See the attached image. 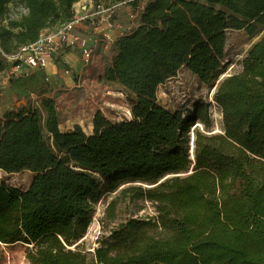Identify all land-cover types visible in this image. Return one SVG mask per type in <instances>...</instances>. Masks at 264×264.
<instances>
[{
	"label": "trees",
	"instance_id": "obj_1",
	"mask_svg": "<svg viewBox=\"0 0 264 264\" xmlns=\"http://www.w3.org/2000/svg\"><path fill=\"white\" fill-rule=\"evenodd\" d=\"M81 1L0 0L2 50L36 42ZM13 6L27 12L13 17ZM233 31L257 41L242 69L222 79ZM263 32L264 0H148L139 25L115 40L102 76L122 89L130 120L112 123L98 111L91 134L62 131L49 97L6 112L0 243L25 245L29 264H264ZM183 68L214 89L220 132L208 133V101L176 111L159 103V87ZM24 171L35 175L25 191L2 180ZM120 188L153 203L156 217L133 219L83 251L77 243L99 203Z\"/></svg>",
	"mask_w": 264,
	"mask_h": 264
},
{
	"label": "rangeland",
	"instance_id": "obj_2",
	"mask_svg": "<svg viewBox=\"0 0 264 264\" xmlns=\"http://www.w3.org/2000/svg\"><path fill=\"white\" fill-rule=\"evenodd\" d=\"M147 2L148 0H140L137 7L133 4L124 6L118 13V20H120L121 25L124 27L130 25L128 19L130 11L138 7H145ZM11 11L13 17L18 16L22 12L17 6H13ZM138 25V21L134 22L132 31ZM127 32L130 33L131 31ZM84 35L86 36V34ZM256 41L257 38H251L245 31L228 33L226 62L229 64V69L227 75H232L242 69V61ZM105 51L109 55V52H112V47ZM3 61L6 70L13 67L10 61L6 59ZM90 67L91 65L88 69ZM28 78L31 80H28ZM71 78L75 81V86L70 81V85H72L69 86V91L64 92L66 94L65 104L67 112L72 120L70 127H73L75 123H79L87 134H91L93 132V117L98 111H101L112 123H120L132 118L130 107L122 89L116 84H108L103 81L101 72L91 70L88 76H85V73H81ZM41 79H32V76H30L11 80L5 72L0 75V121L3 120L4 115L8 111H16L17 108L28 103H32L34 106L40 104L43 99L41 95L45 94L43 89L45 87L49 89V85L45 83L43 76ZM214 93V89L211 90L202 84L195 75L183 68L176 78L159 87L158 99L163 107L172 111L192 110L194 102L198 100L210 102L209 115L213 122V127L210 130L211 133H208L212 134L220 132L222 121L221 110L213 101ZM61 114L62 112L60 116ZM196 127L198 130L203 131L204 127L199 123L196 124ZM62 131L65 130L62 129ZM68 131H71V129ZM34 176L29 171L10 175L1 174L2 180L7 185L22 191H25L30 186ZM122 188L115 193L105 194L99 203L87 235L77 243L83 251L93 252L100 246L99 241L102 238H109L113 231L133 219L149 221V218L154 219L156 217L157 213L153 203L141 196L121 195ZM27 254L28 249L23 244L11 246L2 244L0 245V264H29Z\"/></svg>",
	"mask_w": 264,
	"mask_h": 264
},
{
	"label": "built area",
	"instance_id": "obj_3",
	"mask_svg": "<svg viewBox=\"0 0 264 264\" xmlns=\"http://www.w3.org/2000/svg\"><path fill=\"white\" fill-rule=\"evenodd\" d=\"M131 4V0H82L73 7L72 15L65 21L53 28L41 32L38 40L34 43L20 45L12 54H6L0 46V55L3 60H8L13 67L6 70L8 78L18 80L30 77L33 71L44 72L45 83L52 86V76L47 70L51 65L58 67L62 57L69 52H79L85 66H90L93 61L92 48L85 45L83 33L89 27L99 28L105 26L108 30L121 27L118 13L124 6ZM144 7L132 9L128 15L130 25L127 31H132V24L139 22ZM23 13L27 11L22 8ZM105 48L112 47L115 40L109 32L103 31ZM67 76H75L70 67H64ZM52 91V90H51Z\"/></svg>",
	"mask_w": 264,
	"mask_h": 264
},
{
	"label": "crops",
	"instance_id": "obj_4",
	"mask_svg": "<svg viewBox=\"0 0 264 264\" xmlns=\"http://www.w3.org/2000/svg\"><path fill=\"white\" fill-rule=\"evenodd\" d=\"M121 27L118 28H112L107 29L105 26L94 28L89 27L85 33V45L92 48L93 50V61L91 64V67L88 69L89 66H85V61L82 57V55L79 52H69L65 54L62 57V61L60 64H58V67L55 65H51L47 72L52 77V86L50 89H47L46 87L43 89L45 91V94H42L41 97H49L53 98L56 101L57 108L59 111V114L62 112L60 118H61V130H73L74 127L80 126L79 123H75L73 127H70V123L72 122L70 115L67 112L65 100H66V94L65 91H69L70 81L75 86V81L70 76H67L63 69L64 67H70L71 69H74L76 72V75H80L81 73H85V76H88L91 70H96L101 72V77L103 76V73L105 71V68L108 64L112 62V59L114 57V51L112 46V52H109V55L106 53L105 50V42L103 37V31L109 32V35L114 38V40L118 39L119 37L129 34L126 30V27L123 25H120ZM105 49V50H104ZM85 71V72H84ZM32 79L33 78H40L44 76V72L41 71H33L31 73ZM30 78H28L29 80ZM31 80V79H30ZM36 80V79H34ZM42 80V79H41ZM78 87V86H76ZM52 90V91H51ZM1 96V95H0ZM3 103V102H2ZM64 110V112H63ZM94 118V117H93Z\"/></svg>",
	"mask_w": 264,
	"mask_h": 264
},
{
	"label": "water",
	"instance_id": "obj_5",
	"mask_svg": "<svg viewBox=\"0 0 264 264\" xmlns=\"http://www.w3.org/2000/svg\"><path fill=\"white\" fill-rule=\"evenodd\" d=\"M223 79V78H222ZM194 139V138H193ZM192 148H193V144H192ZM147 188H149V187H147ZM0 245H2L1 243H0ZM6 246H8V245H6Z\"/></svg>",
	"mask_w": 264,
	"mask_h": 264
},
{
	"label": "bare ground",
	"instance_id": "obj_6",
	"mask_svg": "<svg viewBox=\"0 0 264 264\" xmlns=\"http://www.w3.org/2000/svg\"><path fill=\"white\" fill-rule=\"evenodd\" d=\"M224 76H227V74H224V75L222 76V78H223Z\"/></svg>",
	"mask_w": 264,
	"mask_h": 264
}]
</instances>
